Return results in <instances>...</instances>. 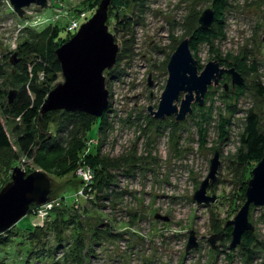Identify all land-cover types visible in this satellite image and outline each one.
<instances>
[{
	"label": "rangeland",
	"instance_id": "rangeland-1",
	"mask_svg": "<svg viewBox=\"0 0 264 264\" xmlns=\"http://www.w3.org/2000/svg\"><path fill=\"white\" fill-rule=\"evenodd\" d=\"M100 1L46 0L47 8L30 4L19 15L9 0H0V62L6 71L0 82V118L14 149L19 121L8 119L1 107L8 101L2 91L13 89L10 80L15 68L10 59L16 50H9L12 37L16 35L19 44L29 38V31L55 23L64 28L72 13L86 12L91 17ZM225 1L219 11L214 0H118L117 6L122 9H127L125 4L133 6V11L128 12L131 24L127 29L114 30L115 20L107 19L121 57L112 68L115 73L104 72L109 105L98 116L101 128L97 131L98 120L88 132L95 139L92 141L98 143V156L105 164L119 161V165L117 162L103 171L113 181L105 189L99 186L92 169L89 167V174L84 170L89 165L82 159L75 171L72 168L59 177L41 168L33 160L35 155L28 159L16 151L18 159L13 168L18 166L27 172L29 167L49 177L47 203L51 206L43 211L39 209L42 206H32V212L14 225L11 240L0 248V264H246L240 245L230 249V238H224L216 241L213 248L209 238L223 232L226 222L233 219L245 201L248 172L235 159L240 147L238 139L249 109L258 114L264 129V102H258L251 89L232 86L231 75L224 73L217 84L208 86L201 105L192 103V112L183 120L176 121L174 116L154 118L148 110H157L172 52L195 30L193 27H199L198 18L207 8L221 21L222 36L202 41L191 49L199 70L218 56L250 68L247 76L238 70L246 85H252L255 79L264 82V0ZM25 23L28 28L17 33L18 25ZM31 24L33 27L28 26ZM62 81L59 74L55 84ZM39 129L42 131L40 126ZM51 130L54 132L52 127L47 131ZM216 151L217 180L206 191L215 196V201L198 205L193 195L207 177ZM65 160L72 159L67 156ZM10 175L11 172L8 178L0 175L4 180L0 188ZM83 188L86 190L78 197ZM63 207L74 213V219L64 223L59 236L47 231L41 239L45 242L43 249L39 250L45 253L33 252V245H28L29 235L23 233L33 226L45 227L49 221L47 212ZM248 219L258 243L264 247V206L257 209L251 205ZM190 231H194L197 247L187 250ZM76 232L83 239V250L91 249L78 262L70 252ZM258 251L250 264H264V248Z\"/></svg>",
	"mask_w": 264,
	"mask_h": 264
},
{
	"label": "trees",
	"instance_id": "trees-1",
	"mask_svg": "<svg viewBox=\"0 0 264 264\" xmlns=\"http://www.w3.org/2000/svg\"><path fill=\"white\" fill-rule=\"evenodd\" d=\"M111 3L112 4H110L108 8V19L109 21L111 18L115 20L113 29H127L131 24V18L128 12L131 13L133 11V6L125 4L129 10L127 11L125 8H123L125 9L123 10L121 7H118L120 6L118 0H113ZM117 3L119 4L118 6ZM215 5L220 11L226 5V1L214 0V6ZM220 24L221 21L219 18L217 19V17H215L210 29L203 30L199 27H193L195 28V30L193 29L194 32L192 30L190 35H188L190 39V50L194 45L202 41L210 42L211 39H217L222 36ZM64 28H60L58 24L55 23L54 26H47L39 31H29V38L20 42L17 46L16 53L17 56H19V61L13 65L15 73L10 80V84L12 83L10 86L16 93L11 102L7 101V103L1 104V107L2 114L8 119H18L20 128H16L20 129V131L17 132L15 140L17 149H14L0 118V175H4L6 178L9 177L11 169L17 164L18 152L28 159L35 155L33 160H35L41 168L50 170L59 177L68 173L72 168L75 171L76 167L79 166L77 163L82 159L89 165L86 168L89 169L90 167L92 169L93 178L94 175L98 177L97 184L99 186H104L105 189L108 187L109 181L113 180L110 174H105L103 171H105L107 166L113 167L117 162L119 165V161L116 162L111 160L107 161L105 164L103 159L98 156V143H94L92 140L95 139L88 136V132L91 131L93 125L98 120L99 125L97 131L100 130L102 125L100 117L82 112L71 113L62 110L50 111L43 115L40 114L41 105L45 97L56 85L55 82L59 78V74H61L60 64L56 60L54 51L72 36L66 33ZM120 57L121 54L118 52L116 60H119ZM217 60L221 66L234 67L237 71H241L244 76L250 73V68H246L244 63H231L227 59L218 56ZM243 60L244 59H241V61ZM5 73L4 63L0 62V82ZM105 73H107V75H112V73H115V70L109 69V71L107 70ZM238 87L240 89H251L252 94H254L258 102H264V82L261 83L255 79L252 85L243 83L242 85H238ZM2 93L7 94L6 96L8 97L9 91H2ZM157 121L161 124L160 120ZM39 126L42 128V131H40ZM51 127L54 128V132H52V130L47 131ZM65 133H67V135L63 137ZM59 135L62 136L60 137ZM68 138L69 141H66ZM238 140L240 147L236 153L235 159L237 164L244 165L247 168L248 174L245 178L246 181H248L251 169L262 158L264 153V129L260 127V118L253 109L247 110L245 114L244 126ZM86 141L89 145L88 150L86 151V155L81 158V154L83 155L87 147V144L85 145ZM16 151L18 152L16 153ZM67 156H70L72 160L66 161L65 158ZM26 171L29 173L32 171V168L28 167ZM3 183L4 180L0 178V185ZM81 190L85 191L86 189L83 188ZM32 206L34 205H31L30 208ZM66 208H57L53 211L49 210L46 214L49 221H47L45 227H38L39 229H37V226H33V229H30L27 233H23L24 235H29L28 245L29 243L33 245V252L43 249L45 242L41 239L43 236L47 235V231L52 230L55 235L59 236L64 223L67 224L68 221L72 222L71 219H74V213ZM32 210L31 208L30 212H32ZM13 228L16 227L12 226L10 229L0 234V248L11 240L9 238L13 236L11 234ZM74 229L77 228L74 227ZM222 230L224 238L229 239L231 227L224 226ZM77 233L78 232H76V237L74 238V248L70 250L75 262L80 261V259L84 260V255L91 253L90 247L85 251L83 250V239ZM32 239L34 243L29 242L32 241ZM259 248L264 247L262 244L258 243L256 235L252 231L245 232L242 236L240 249L246 264H250L253 261ZM82 250L83 255L80 254ZM30 253L31 250H28V256ZM38 253L43 254L45 252L39 251ZM87 256L88 255L85 257Z\"/></svg>",
	"mask_w": 264,
	"mask_h": 264
},
{
	"label": "water",
	"instance_id": "water-1",
	"mask_svg": "<svg viewBox=\"0 0 264 264\" xmlns=\"http://www.w3.org/2000/svg\"><path fill=\"white\" fill-rule=\"evenodd\" d=\"M9 1L19 15L23 14L22 8L30 4H35L41 9L47 8L46 0ZM111 1L101 0L95 12L77 32L55 49L63 81L48 92L41 105L40 114L62 110L98 117L108 108L109 92L105 87L104 72L114 67L118 53V45L107 25ZM214 16V11L210 8L202 11L198 18L199 28L210 29ZM189 40V37L181 40L167 62V79L157 110L148 109L154 118L165 119L174 116L176 121L183 120L192 112V103L197 101L201 105L208 86L217 84L224 73L231 75L232 86L243 84V77L234 67L221 66L217 59L208 61L199 70L198 62L189 48ZM10 61L13 64L19 61L16 53L12 54ZM224 88H227V84ZM15 93V90L9 91L7 97L9 102L14 99ZM218 157L219 152L216 151L210 160L207 177L193 195V200L198 205L215 201V196L207 195L206 191L208 186L217 180ZM49 193L50 179L45 172L33 170L27 173L15 166L11 171L10 180L0 188V234L30 213L31 205L40 206L47 203ZM251 205L255 208L264 206V153L251 170V177L245 190V201L233 219L225 224L226 227H231L230 249L240 245L245 232L254 230L248 219ZM155 217L167 220V217L159 215ZM223 239L224 233L221 231L212 235L209 242L215 248L216 241ZM196 247L194 231H190L186 249Z\"/></svg>",
	"mask_w": 264,
	"mask_h": 264
},
{
	"label": "built area",
	"instance_id": "built-area-1",
	"mask_svg": "<svg viewBox=\"0 0 264 264\" xmlns=\"http://www.w3.org/2000/svg\"><path fill=\"white\" fill-rule=\"evenodd\" d=\"M4 1L6 2V0H4ZM7 4L9 5L10 3L8 2ZM10 6H11V4H10ZM36 7L40 8L37 5H36ZM89 17H90L89 14L86 12H81L78 14L72 13L71 16L68 17V23L65 25L64 31L70 35H74L77 32V30L80 28V26L89 19ZM44 21H46V20H44ZM25 26H26V23L23 25H18L16 32L20 34L22 31H24L26 28H28V27L25 28ZM28 26L33 27L32 24L28 25ZM17 46H18V43L16 42V35H14L12 37L10 43H9V48H10L9 50L15 51L17 49ZM6 50L9 52L8 49H6ZM84 170L87 171V174L90 173V170L88 168H85ZM82 194H83L82 190L79 191V195H82ZM40 206H42L40 209L43 211L44 208L45 209L49 208L51 206V204L45 203V204H42ZM260 207L261 206L257 207V209ZM261 254H262V256H264V253H261Z\"/></svg>",
	"mask_w": 264,
	"mask_h": 264
}]
</instances>
